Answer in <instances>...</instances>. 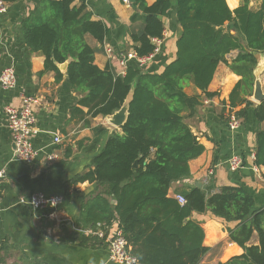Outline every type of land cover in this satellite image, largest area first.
I'll return each mask as SVG.
<instances>
[{
	"label": "trees",
	"instance_id": "trees-1",
	"mask_svg": "<svg viewBox=\"0 0 264 264\" xmlns=\"http://www.w3.org/2000/svg\"><path fill=\"white\" fill-rule=\"evenodd\" d=\"M1 1L11 5L21 0ZM75 1L39 0L22 18L27 48L45 57L42 74L54 71L56 81L61 82L64 75L56 62L73 59L67 81L80 99L72 115L88 118L85 125L118 111L135 86L127 123L108 136L92 158L90 171L73 181L75 185L89 181L97 187L96 194L80 206V227L108 234L116 223L138 264H200L210 249L204 245L202 223L193 215L207 214L224 224L230 241L244 250L218 264H264V206L259 207L246 188L225 186L212 193L191 185L180 193L187 201L183 205L170 195L175 184L192 177L191 163L205 152L187 122L200 105V97L188 95L186 88L193 85L213 96L208 88L222 63L241 77L230 94L231 111L241 107L235 115L244 127L251 121L261 125L256 131L254 165L264 167V102L248 99L255 81L256 54L264 53V0L258 10L250 7L252 0H241L235 10L229 6L235 8L238 0H227L228 4L226 0H157L153 5L135 0L132 22L140 19L143 24L132 31L131 49L139 58L156 53L154 40H162L166 30L163 17L173 14L181 33L173 60L157 69L133 61L124 75L112 65L104 70L95 65L99 50L87 37L103 46L110 29L92 19L85 2L72 7ZM1 34L0 24V42ZM235 51L239 53L229 63L227 56ZM96 131L105 129L99 126ZM255 233L259 244L250 246ZM91 236L98 243L103 241ZM5 248L0 246V264L5 261Z\"/></svg>",
	"mask_w": 264,
	"mask_h": 264
},
{
	"label": "crops",
	"instance_id": "crops-1",
	"mask_svg": "<svg viewBox=\"0 0 264 264\" xmlns=\"http://www.w3.org/2000/svg\"><path fill=\"white\" fill-rule=\"evenodd\" d=\"M145 1L153 5L157 0ZM84 2L92 13V19L104 22L110 29L103 46L87 37L88 43L99 50L95 55V65L102 70L112 65L118 74L124 75L128 64L136 61L129 58L130 54H135L131 49L132 31H137L143 24L140 19L132 22L136 12L133 3L124 0H76L72 7H80ZM38 3L39 0H21L9 5L5 13H0V76L6 68L13 67L17 77L14 89H4L0 84V170L7 173L6 179L0 182V246H7L3 252L4 264H120L110 261L104 240L98 243L91 238L100 229L84 230L78 223L82 202L89 200L90 195L94 196L97 187L89 181L76 185L73 181L90 171L92 158L102 150L108 136L121 129L111 126L101 116L85 125L88 118L72 115V108L80 96L69 85L67 74L62 72L61 82L56 81L54 71L42 74L45 57L30 52L21 29L22 18ZM240 5L241 0H238L235 8L228 6L235 10ZM259 6L260 0L254 10ZM162 20L166 28L164 38L159 40L158 51L143 68H160L176 56L181 28L173 14ZM238 53L235 51L227 56L229 63ZM122 61H125L124 66ZM240 81L241 77L222 63L208 88L213 96H206L193 85L186 88L188 95L200 97V105L187 122L205 147V152L191 163L192 177L175 184L170 190L171 196L176 198L196 183L212 193L225 186H241L255 197L259 207L264 206V167L254 165L256 131L261 125L251 121L247 127L241 123L236 131L228 127L233 111L230 94ZM23 96L38 100L35 107L37 133L31 136L38 156L31 164L15 160L14 139L5 113L9 106L20 107ZM83 110L88 111L86 108ZM99 126L105 132L96 131ZM56 136L62 138L59 145L54 144ZM51 153L58 155V160L49 161L47 156ZM234 156L244 161V167L236 172L229 170L227 164ZM35 192L49 196L64 195L65 201L57 213V220L47 218L45 210L34 211L20 203L21 198L28 200ZM193 219L202 223L204 245L210 249L200 264L227 262L244 253L239 245L230 241L224 224L207 214L195 213ZM114 226L118 225L115 223ZM258 244L255 233L249 245Z\"/></svg>",
	"mask_w": 264,
	"mask_h": 264
},
{
	"label": "built area",
	"instance_id": "built-area-1",
	"mask_svg": "<svg viewBox=\"0 0 264 264\" xmlns=\"http://www.w3.org/2000/svg\"><path fill=\"white\" fill-rule=\"evenodd\" d=\"M129 2V0H124ZM8 4L0 0V13H5L8 9ZM154 42L160 43L159 40ZM158 50H156L157 52ZM129 58L136 59L141 67L148 63L153 55L150 57L139 58L137 54H130ZM121 64L124 66L125 61ZM17 77L15 69L13 67L6 68L0 76V84L4 89L11 90L16 87ZM38 105V100L35 97L23 96L22 105L20 107L9 106L5 109V113L8 120V127L13 135L14 144L16 145L15 160L20 163H33L37 156L38 151L33 148L31 142V136L37 133L36 129V116L35 107ZM241 126V120H239L235 112H232L229 116L228 127L232 131H236ZM62 142L60 136L54 138V144L59 145ZM49 161L58 160V155L51 153L47 156ZM228 168L232 172H236L244 167V161L239 156H234L227 161ZM6 170H0V182L6 179ZM176 199L180 204H186V198L182 195H177ZM65 201L64 195L49 196L42 192H35L27 200L21 198L20 203L30 207L34 211H44L47 214V218L50 220L58 219V211ZM116 227V228H115ZM94 235L98 236L101 240H104L108 246L109 259L111 262L120 264H138V260L131 253V247L125 239L123 232L118 226L110 228L109 233L106 234L103 231H97Z\"/></svg>",
	"mask_w": 264,
	"mask_h": 264
},
{
	"label": "water",
	"instance_id": "water-1",
	"mask_svg": "<svg viewBox=\"0 0 264 264\" xmlns=\"http://www.w3.org/2000/svg\"><path fill=\"white\" fill-rule=\"evenodd\" d=\"M131 3H134L135 0H129ZM249 53H252L251 50H249ZM256 58L258 61L257 67L254 70V86H253V92L252 96L250 97V100L256 104H261L264 102V85H263V74H264V53H257ZM73 61L72 58H69L65 63H57L56 66L61 72L66 73L67 69L70 65V63ZM134 89L135 86L133 85L132 90L130 91L126 101L124 102L123 106L116 111L114 114L107 116L105 119L107 122L117 128V129H122V127L127 123L128 118H129V110H130V104L133 100L134 97ZM14 150H16V145L13 144ZM138 167V162L134 164V168ZM196 187L202 188V184L196 183ZM113 204H116L117 201L113 200Z\"/></svg>",
	"mask_w": 264,
	"mask_h": 264
},
{
	"label": "rangeland",
	"instance_id": "rangeland-1",
	"mask_svg": "<svg viewBox=\"0 0 264 264\" xmlns=\"http://www.w3.org/2000/svg\"><path fill=\"white\" fill-rule=\"evenodd\" d=\"M258 5H259V0H252L251 4H250V7L252 9H257Z\"/></svg>",
	"mask_w": 264,
	"mask_h": 264
}]
</instances>
